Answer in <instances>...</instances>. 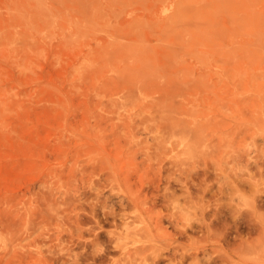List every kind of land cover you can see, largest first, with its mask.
I'll return each instance as SVG.
<instances>
[{
  "label": "rangeland",
  "instance_id": "374dc122",
  "mask_svg": "<svg viewBox=\"0 0 264 264\" xmlns=\"http://www.w3.org/2000/svg\"><path fill=\"white\" fill-rule=\"evenodd\" d=\"M0 264H264V0H0Z\"/></svg>",
  "mask_w": 264,
  "mask_h": 264
},
{
  "label": "bare ground",
  "instance_id": "6f19581e",
  "mask_svg": "<svg viewBox=\"0 0 264 264\" xmlns=\"http://www.w3.org/2000/svg\"><path fill=\"white\" fill-rule=\"evenodd\" d=\"M210 228V226H207V229H209Z\"/></svg>",
  "mask_w": 264,
  "mask_h": 264
}]
</instances>
